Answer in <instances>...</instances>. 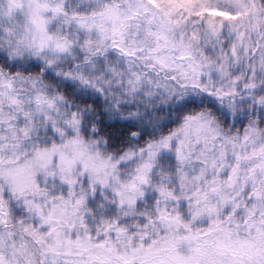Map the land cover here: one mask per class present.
Segmentation results:
<instances>
[{
    "label": "snow or ice",
    "instance_id": "snow-or-ice-1",
    "mask_svg": "<svg viewBox=\"0 0 264 264\" xmlns=\"http://www.w3.org/2000/svg\"><path fill=\"white\" fill-rule=\"evenodd\" d=\"M0 264H264V0H0Z\"/></svg>",
    "mask_w": 264,
    "mask_h": 264
}]
</instances>
